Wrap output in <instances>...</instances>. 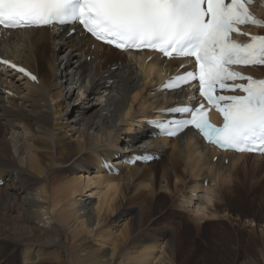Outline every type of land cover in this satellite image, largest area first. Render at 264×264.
<instances>
[{"label":"bare ground","instance_id":"obj_1","mask_svg":"<svg viewBox=\"0 0 264 264\" xmlns=\"http://www.w3.org/2000/svg\"><path fill=\"white\" fill-rule=\"evenodd\" d=\"M0 52L38 80L0 72V264H179L185 212L198 231L212 221L221 253L240 244L225 218L264 225V156L192 130L151 137L147 120L188 94L157 87L183 61L120 52L78 26L7 32ZM142 151L159 159L122 162Z\"/></svg>","mask_w":264,"mask_h":264},{"label":"snow or ice","instance_id":"obj_2","mask_svg":"<svg viewBox=\"0 0 264 264\" xmlns=\"http://www.w3.org/2000/svg\"><path fill=\"white\" fill-rule=\"evenodd\" d=\"M248 5L254 0H0V36L79 24L121 51L148 49L170 60L191 58V69L171 76L162 88L194 86L202 99L187 97L162 113L180 118L150 123L167 136L191 128L223 150L264 154V78L233 67L264 66V34L252 35L241 27L264 29V19ZM0 63L37 79L8 60ZM237 91L244 94H223ZM205 102L222 115L220 126L210 122Z\"/></svg>","mask_w":264,"mask_h":264},{"label":"rangeland","instance_id":"obj_3","mask_svg":"<svg viewBox=\"0 0 264 264\" xmlns=\"http://www.w3.org/2000/svg\"><path fill=\"white\" fill-rule=\"evenodd\" d=\"M185 217L192 227L182 233L186 251L183 250L184 254L179 264H264V225L241 226L236 223V217L225 218V227L233 229L234 235L237 233L240 244L238 248L233 247L234 244H229L221 253L217 248L218 238L214 236L212 221L202 220L203 228L198 231L187 212ZM252 228H255L256 232H253Z\"/></svg>","mask_w":264,"mask_h":264}]
</instances>
